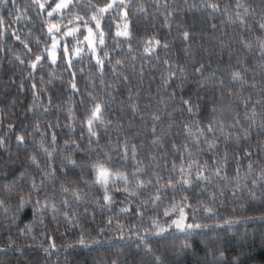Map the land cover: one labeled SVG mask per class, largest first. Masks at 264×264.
Wrapping results in <instances>:
<instances>
[{"label": "trees", "instance_id": "16d2710c", "mask_svg": "<svg viewBox=\"0 0 264 264\" xmlns=\"http://www.w3.org/2000/svg\"><path fill=\"white\" fill-rule=\"evenodd\" d=\"M108 2L94 0L99 6ZM240 2L237 9L236 0H130L124 9L131 32L127 40L115 37L123 21L121 7H114L102 21L106 42L97 55L108 53L102 73L90 55L76 59L71 69L63 59L64 43L83 40L84 29L76 37L64 38L56 65L45 58L31 68L36 55L51 45L46 23H56L61 16L48 17L32 0H8L0 6L5 29L0 37V264H158L157 257L159 264H264V55L258 47L264 32L256 27L264 17V0ZM49 3L55 6L53 0ZM212 3L219 9L207 6ZM74 11L90 16L95 9L82 6ZM237 11L245 25L236 20ZM153 38L160 45L145 52ZM249 42L251 49L245 47ZM201 65L204 68L197 73ZM236 71L242 81L232 79ZM73 73L77 91L71 87ZM172 73L175 76L165 84ZM183 100L191 102L192 114ZM97 103L103 106L105 124H96L100 139L98 145L92 143L93 152L86 120ZM153 115H160L157 133H166L164 148H153ZM214 118L224 123L223 134H214L218 150L200 151L207 148L205 140L213 138L209 133L200 139L199 149L190 144L198 156L185 153L186 159L207 161L210 171L218 167L213 159L227 154L222 173L226 178L197 185L189 197L192 207L185 209V222L200 228L180 232L173 226L161 236L146 235L156 231L152 219L167 228L175 218L163 216L168 200L143 218L136 215L154 187L128 200L116 193L111 207L100 206L103 193L91 185L90 165L106 159L97 153L107 150L109 141L113 147L123 141L136 145L137 158L145 163L150 154L168 151L170 168L173 162L180 164L171 146L187 142L184 125L199 121L206 129ZM120 164L113 153L112 167L120 169ZM132 170L129 161L127 171ZM163 175L167 182L168 173ZM151 176L148 171L144 179ZM201 187L206 191L201 193ZM74 191L83 197L81 201H75ZM21 199L27 203L18 210ZM204 207L212 208V214H206ZM123 208L128 211L122 212ZM82 234L90 248L78 245ZM138 236H146L145 242ZM94 240L99 243L92 244Z\"/></svg>", "mask_w": 264, "mask_h": 264}, {"label": "snow or ice", "instance_id": "6c2138e0", "mask_svg": "<svg viewBox=\"0 0 264 264\" xmlns=\"http://www.w3.org/2000/svg\"><path fill=\"white\" fill-rule=\"evenodd\" d=\"M14 2V0H13ZM54 7L51 6L49 0H32L33 4L39 6V8L43 11L47 12L48 17H52L54 14H59L61 16V20L52 23L47 22V36L51 39V45L45 46L44 53L38 54L35 57V60L31 62L30 67L36 69L45 58L53 65L57 64L58 56L57 49L59 46L64 43L65 37H76L78 33H81V29L86 30L87 35L83 36V40H76V44L72 45L70 42L64 43L63 46V59L66 61L68 69H71L73 66V62L82 58L85 55H90L98 67V70L103 72L104 62L108 56V53H104L103 56L97 55L98 51L103 49L106 42V34L102 28V21L105 20V15L110 13L114 7H121L122 16L121 19L123 21L122 30L121 25H117V31L115 32V37H122L124 39H130L131 32L129 30L128 23V13L124 11L129 6L130 0H110L104 6H99L94 3V0H53ZM8 3V0H0V6H5ZM46 5L51 10L46 8ZM86 7L88 9H95L90 16L87 14L81 15L79 12L74 11V9H79L81 7ZM211 7L213 10H218L219 5L216 3H212L207 5ZM242 7L240 0H236V8L239 9ZM140 12H144V8L139 9ZM248 14V9H244V15ZM65 17H70L68 19V24H63V19ZM236 20L239 21L241 25H245L246 21L241 16L239 11L236 12ZM236 22V21H233ZM94 24V27L92 26ZM71 25V27L69 26ZM256 27L264 32V17L260 22H257ZM63 28V31H62ZM4 21L0 19V37L4 35ZM251 30V29H249ZM188 33H184L185 39L188 38ZM16 39L19 40V36H16ZM24 43V41H21ZM37 44L40 43L39 39L36 41ZM160 45L159 40H155L153 38L152 41L149 42V45L145 47V52L155 51V47ZM24 47L28 48V45L24 43ZM163 47L167 48L168 45H163ZM246 48L251 49L252 44L249 42L245 44ZM258 47L260 53L264 55V38L258 39ZM31 52V49H28ZM19 59V57H17ZM23 63V61H21ZM167 63V62H166ZM116 64H120V61L117 60ZM204 68V65H201L199 68H196L195 71L197 73L201 72ZM183 71V69H181ZM175 76V73H172L169 77H165V84H167L168 80ZM75 73H73V81L71 83V87L74 91H77V87L75 84ZM232 79L234 81H242V74L239 71L232 73ZM103 82V81H102ZM35 85L33 88L35 89ZM249 99H251L249 97ZM183 105L187 106V111L192 114L193 107L189 100H183ZM259 103V102H257ZM47 111V109H45ZM132 111L135 113L137 108L133 105ZM216 110L213 109V112ZM152 120L154 121L152 125V145L154 149L164 148L163 137L166 133H157V128L160 122V115H153ZM99 123L104 125L105 122L103 120V106L99 103L95 104L92 109L88 119L86 120L87 132L89 135V150L95 152L96 149L91 148L93 142L97 145L99 144V136L96 131V124ZM110 123V122H109ZM240 121L236 120L235 125H239ZM255 123V121H253ZM233 125V126H235ZM70 127V126H69ZM195 128V131H193ZM38 130V129H37ZM74 131V129H71ZM220 131L222 134L224 132V123L222 120L214 118L209 122L207 128L201 127V123L199 121H193L192 124L184 125V135L186 137V143L182 146L177 145L175 142L172 143L171 152L175 154H179L180 156V164L177 165L175 162L171 164V167L168 166V161L166 157L168 156V151L162 152L159 156L155 154H150L145 163L144 160L138 159V152L136 145H129L127 141H123L116 145V147L112 146V142L109 141L107 150L105 148H100L98 155L103 153L106 157L105 160H96L93 162L90 167L94 179L91 181V185L97 187L103 193V204L100 205L102 208L111 207L115 203V194L122 193L124 195V199L128 200L132 197H140L144 194V191L149 189L150 187H154L155 190L152 192L147 199L141 201L142 207L139 211L136 212V215L143 218L146 212L152 210H157L160 205L168 200L171 201L170 206L166 208L163 212V216L172 217L175 216L174 219H171V223L168 224V227H160L159 223L156 219H152V228L156 229L154 232H148L146 235H156L161 236L168 228L175 227L180 232H186L188 230H194L201 227L199 224L186 223L185 221L188 218V213L185 209L192 207L189 201V197L192 193V189L197 185H204L205 183L211 184L213 178H218L220 180L225 179L226 177L222 175L224 170V165L227 163V154L221 160L213 159V163L218 165L215 171H210L209 165L207 161L204 163H200L198 159H186L185 153L188 154L189 157L198 156L199 153H193L190 148L191 145H195L199 149L200 139L202 137H206V134H213L212 139H206L205 142L207 144L206 149H200V151H209L215 152L218 150V144L215 139V132ZM53 142H55V135H53ZM243 139H247V136H244ZM20 142H23V137H18ZM42 147V145H41ZM122 149V151L117 152L116 149ZM47 152V150L45 149ZM113 153L119 156L121 161L120 170L112 167L111 161L113 159ZM49 157H51V153H47ZM245 156L250 155V153H245ZM129 161L132 162L133 170L131 172L127 171L129 167ZM33 163H35V158H33ZM69 164H72L74 167L78 166L76 161L68 159ZM88 167V165H85ZM251 167V165H249ZM159 168L160 172L155 171V169ZM148 171L152 172V176L148 179H144L147 176ZM168 173L167 182H165V177L163 173ZM179 173L178 176L174 175V173ZM239 172V169H237ZM255 183V181L253 182ZM33 188H36L35 183H33ZM237 190H239L237 188ZM65 192L68 191L67 188L64 189ZM206 191L204 187L200 188V192L203 193ZM170 193V195H169ZM75 201L79 202L83 199V197L78 192H73ZM179 197V199H177ZM214 199V197H213ZM27 201L21 199V203L18 207V210H22ZM65 206H68V202H63ZM0 207H3V201H0ZM45 207H48L46 204ZM55 209V205L52 206ZM5 212L8 211L7 208L4 209ZM122 212H127V208L121 209ZM196 211V209H193ZM203 211L206 214H212V208L204 207ZM65 218H68V214H65ZM109 224L112 223L111 220L108 221ZM226 223H229L226 221ZM119 228H123L122 225H118ZM133 229H136V226H132ZM123 239V236H121ZM138 239L141 242H145L146 236H138ZM78 245L84 248H90L91 244L86 241V237L82 234L80 239L77 241ZM99 243L98 240L92 241V244ZM50 247L55 248V244L50 245ZM72 247V245H69ZM187 247V245H185ZM47 252L48 249H45ZM150 251V249H149ZM157 262L159 264V258L157 257ZM115 264V261L113 262Z\"/></svg>", "mask_w": 264, "mask_h": 264}, {"label": "rangeland", "instance_id": "374dc122", "mask_svg": "<svg viewBox=\"0 0 264 264\" xmlns=\"http://www.w3.org/2000/svg\"><path fill=\"white\" fill-rule=\"evenodd\" d=\"M86 35H87V33H86Z\"/></svg>", "mask_w": 264, "mask_h": 264}]
</instances>
